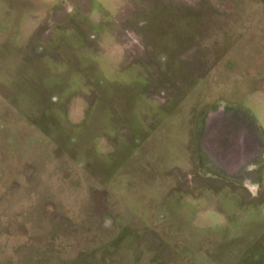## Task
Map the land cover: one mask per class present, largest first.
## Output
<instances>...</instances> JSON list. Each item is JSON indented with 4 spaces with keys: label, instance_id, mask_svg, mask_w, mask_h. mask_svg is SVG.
Returning a JSON list of instances; mask_svg holds the SVG:
<instances>
[{
    "label": "rangeland",
    "instance_id": "rangeland-1",
    "mask_svg": "<svg viewBox=\"0 0 264 264\" xmlns=\"http://www.w3.org/2000/svg\"><path fill=\"white\" fill-rule=\"evenodd\" d=\"M0 264H264V0H0Z\"/></svg>",
    "mask_w": 264,
    "mask_h": 264
}]
</instances>
